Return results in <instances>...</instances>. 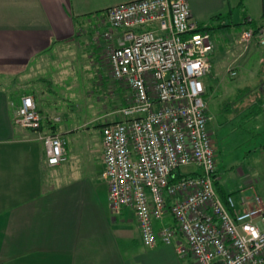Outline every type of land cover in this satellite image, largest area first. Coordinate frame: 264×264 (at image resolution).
Returning a JSON list of instances; mask_svg holds the SVG:
<instances>
[{
  "label": "built area",
  "instance_id": "1",
  "mask_svg": "<svg viewBox=\"0 0 264 264\" xmlns=\"http://www.w3.org/2000/svg\"><path fill=\"white\" fill-rule=\"evenodd\" d=\"M103 16L120 34L116 45L109 31L103 35V54L132 100L119 110L121 121L101 127V178L110 211L133 210L148 248L171 245L195 264H264L261 199L253 191L252 206L236 211L234 200L222 201L214 186V141L202 98V78L212 70L210 34L196 31L187 0H134L109 7ZM250 36L241 34L243 41ZM44 120L32 97L23 95L14 123L41 135L46 164L57 166L66 159L65 140L43 134ZM190 166L193 171L180 172ZM165 213L173 224L154 229L153 221Z\"/></svg>",
  "mask_w": 264,
  "mask_h": 264
},
{
  "label": "crops",
  "instance_id": "2",
  "mask_svg": "<svg viewBox=\"0 0 264 264\" xmlns=\"http://www.w3.org/2000/svg\"><path fill=\"white\" fill-rule=\"evenodd\" d=\"M131 1L134 0H0V264H195L190 254L178 256L171 245L158 242L152 248L144 246L133 210L122 208L117 214L110 211L107 186L101 178V127L99 138L92 144L88 140L68 142L67 136L76 128L71 123L62 125L61 116L48 107L51 91L44 86L48 79L35 76L47 59L64 58L76 51L74 42L81 38L76 27L81 18L91 17L95 23L109 7ZM233 1L187 3L198 28L211 34L216 28L230 27L225 19L233 14ZM257 2L261 11L258 18L262 19L264 0ZM251 17L245 19L248 25L253 21ZM255 25L261 26L258 32H264V23ZM259 45L264 46V41ZM213 47L212 44L211 60ZM251 47L260 46L253 41ZM225 74L228 75L226 70ZM214 77L212 60L210 74L202 78L203 96L211 93L210 81ZM17 80L31 85L26 92L47 117L41 131L59 134L66 142V159L57 166L46 164L35 132L14 123L21 97L17 99L11 89ZM206 106L209 108L208 103ZM222 108L226 109L227 104ZM228 117L229 122L235 118ZM217 174L216 167V177ZM217 180L218 177L214 185ZM241 191L236 200L222 191L218 196L222 201L230 196L236 211H240L252 206L254 189L250 194L246 192L248 196ZM242 197L246 204H241ZM172 224L169 213L153 221L154 229Z\"/></svg>",
  "mask_w": 264,
  "mask_h": 264
},
{
  "label": "rangeland",
  "instance_id": "3",
  "mask_svg": "<svg viewBox=\"0 0 264 264\" xmlns=\"http://www.w3.org/2000/svg\"><path fill=\"white\" fill-rule=\"evenodd\" d=\"M257 1L234 0L233 14L230 19H225L230 27L223 26L211 32L215 77L210 81L211 93L202 97L205 104L208 103V129L210 134L213 133L215 159L217 157L216 193L222 191L236 200L241 195V189L245 196H248L246 192L250 194L254 189L264 203V46L259 45L260 41H264V32H253L249 27L264 23V17L258 18L261 11ZM248 15L253 17L249 25L245 21ZM91 19L85 17L79 20L76 33L81 38L74 42L76 51L64 58L47 59L48 62L42 64L40 74L35 75L43 80L48 79V84L44 85L51 91L48 93L51 100L48 107L61 116L62 125L74 124L76 131L67 136L72 144L85 140L90 144L96 142L100 127L121 121L119 110L132 101L123 81L113 78L103 54L108 44L103 35L109 31L114 45L120 35L109 28L104 18H96L95 23ZM258 27L261 29V26ZM244 31L251 32L247 41L241 38ZM253 41L260 46L258 49L251 47ZM58 63H61L58 66L60 69L56 67ZM30 68L32 66L28 70ZM55 69L58 72L55 73ZM225 70L229 76L233 71L236 75L230 78ZM12 84L11 90L17 99L28 95L26 91L30 84L20 80ZM67 85L70 88H66ZM231 94L234 95L227 99ZM226 104L227 108L222 110ZM228 116L235 118L229 122L226 120ZM39 136L36 134L35 138L42 143ZM64 150L66 155L65 145ZM43 157L45 160L44 148ZM193 170L194 167L190 166L181 168L180 172L186 174Z\"/></svg>",
  "mask_w": 264,
  "mask_h": 264
},
{
  "label": "trees",
  "instance_id": "4",
  "mask_svg": "<svg viewBox=\"0 0 264 264\" xmlns=\"http://www.w3.org/2000/svg\"><path fill=\"white\" fill-rule=\"evenodd\" d=\"M260 27H254V28H252L253 29V32H256V31H258V29H259ZM202 30H204V29H202V28H198L196 31H202ZM264 34V33H263ZM50 133H53V132H50ZM215 186V185H214Z\"/></svg>",
  "mask_w": 264,
  "mask_h": 264
}]
</instances>
